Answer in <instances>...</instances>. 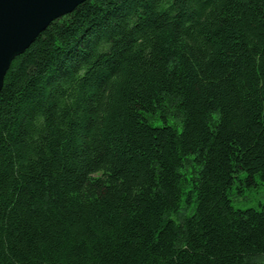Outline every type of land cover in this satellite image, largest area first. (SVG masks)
Instances as JSON below:
<instances>
[{"label":"trees","instance_id":"obj_1","mask_svg":"<svg viewBox=\"0 0 264 264\" xmlns=\"http://www.w3.org/2000/svg\"><path fill=\"white\" fill-rule=\"evenodd\" d=\"M264 0H86L0 92V264H264Z\"/></svg>","mask_w":264,"mask_h":264},{"label":"water","instance_id":"obj_2","mask_svg":"<svg viewBox=\"0 0 264 264\" xmlns=\"http://www.w3.org/2000/svg\"><path fill=\"white\" fill-rule=\"evenodd\" d=\"M86 0H0V92L13 62L56 19Z\"/></svg>","mask_w":264,"mask_h":264},{"label":"rangeland","instance_id":"obj_3","mask_svg":"<svg viewBox=\"0 0 264 264\" xmlns=\"http://www.w3.org/2000/svg\"><path fill=\"white\" fill-rule=\"evenodd\" d=\"M264 202V184L245 190L242 196L233 198V206L236 209L258 208L260 203Z\"/></svg>","mask_w":264,"mask_h":264}]
</instances>
